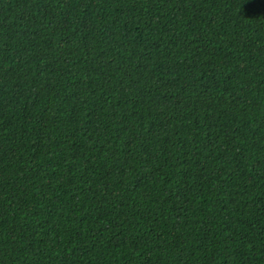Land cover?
I'll list each match as a JSON object with an SVG mask.
<instances>
[{"label":"trees","instance_id":"16d2710c","mask_svg":"<svg viewBox=\"0 0 264 264\" xmlns=\"http://www.w3.org/2000/svg\"><path fill=\"white\" fill-rule=\"evenodd\" d=\"M0 264H264V0H0Z\"/></svg>","mask_w":264,"mask_h":264}]
</instances>
